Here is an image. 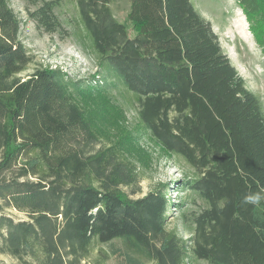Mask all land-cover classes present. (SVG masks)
Masks as SVG:
<instances>
[{"label":"trees","instance_id":"16d2710c","mask_svg":"<svg viewBox=\"0 0 264 264\" xmlns=\"http://www.w3.org/2000/svg\"><path fill=\"white\" fill-rule=\"evenodd\" d=\"M23 1L39 30L66 33L56 13L64 0ZM113 1L76 0L79 35L100 71L76 80L57 68L23 76L30 55L20 19L0 0V255L15 264H104L95 244L120 239L130 264L190 256L264 264V201L244 203L264 193L262 100L191 0H128L133 37L113 17ZM237 2L262 46L264 7ZM118 87L137 101L135 132L193 171L183 186L205 207L187 241L166 228L167 186L138 199L120 190L136 184L128 158L138 139L115 102Z\"/></svg>","mask_w":264,"mask_h":264},{"label":"rangeland","instance_id":"374dc122","mask_svg":"<svg viewBox=\"0 0 264 264\" xmlns=\"http://www.w3.org/2000/svg\"><path fill=\"white\" fill-rule=\"evenodd\" d=\"M9 7L20 19V40L30 55L28 70L23 76L30 75L39 68H57L76 80L91 79L100 72L91 53L88 42L79 35L76 0H64L56 10L65 34H47L38 29L36 23L29 17L34 7L23 0H8ZM198 12L210 22L217 35L224 53L229 58L235 70L245 81L246 87L259 96L264 105V44H258L237 0H191ZM249 2V1H248ZM254 6L264 7L262 3L253 0ZM249 6L251 4L249 2ZM110 10L119 23L124 24L129 37H133L135 28L128 19L130 5L128 0H114ZM244 22L248 32L251 47L236 33L235 21ZM264 43V39H263ZM102 73V72H101ZM101 75V74H100ZM115 102L123 109L126 117V127L138 139L135 153L129 156L137 172L136 184L120 190L130 199H138L150 191L169 188L166 194L169 215L166 220L167 230L176 233L183 241L189 239L193 216L205 204L197 194L184 189V183L194 176L191 167L180 157L169 155L152 142L149 135L142 131L135 132L136 102L133 96L118 87L114 90ZM184 189V190H183ZM24 218L22 215L12 216ZM116 253L113 254L112 252ZM93 257H104V264H130L128 257L134 254L122 240L115 239L109 244H95ZM134 257V256H133ZM143 264H153L140 259ZM0 264H15L9 257L0 255ZM186 264H205L190 256Z\"/></svg>","mask_w":264,"mask_h":264},{"label":"clouds","instance_id":"9594fccd","mask_svg":"<svg viewBox=\"0 0 264 264\" xmlns=\"http://www.w3.org/2000/svg\"><path fill=\"white\" fill-rule=\"evenodd\" d=\"M261 201H264V193L260 191L248 193L244 197V203L253 206H259Z\"/></svg>","mask_w":264,"mask_h":264},{"label":"bare ground","instance_id":"6f19581e","mask_svg":"<svg viewBox=\"0 0 264 264\" xmlns=\"http://www.w3.org/2000/svg\"><path fill=\"white\" fill-rule=\"evenodd\" d=\"M237 35L241 38L248 46L251 47V42H249L248 32L246 31V26L244 22L236 20L235 21V28Z\"/></svg>","mask_w":264,"mask_h":264}]
</instances>
